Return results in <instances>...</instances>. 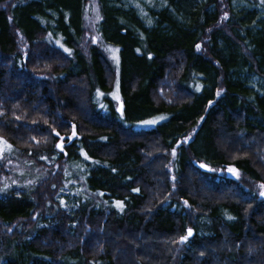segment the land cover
<instances>
[{
    "label": "trees",
    "instance_id": "16d2710c",
    "mask_svg": "<svg viewBox=\"0 0 264 264\" xmlns=\"http://www.w3.org/2000/svg\"><path fill=\"white\" fill-rule=\"evenodd\" d=\"M88 1L0 0V140L38 171L0 194V264H264V5L96 0L121 116L117 69L82 42Z\"/></svg>",
    "mask_w": 264,
    "mask_h": 264
},
{
    "label": "rangeland",
    "instance_id": "374dc122",
    "mask_svg": "<svg viewBox=\"0 0 264 264\" xmlns=\"http://www.w3.org/2000/svg\"><path fill=\"white\" fill-rule=\"evenodd\" d=\"M243 4L242 0H233L232 1V5L235 8H240L241 5ZM246 6V5H245ZM87 14L85 13V19H84V28L85 30H89V33H87V35L84 36V39L82 42H84L85 45H90V44H98L101 45L102 42L99 40L100 39V35L98 33V25H99V21H100V11H99V7L98 4L96 2V0H89L87 2ZM54 43H56L60 48L62 49H66L64 47V41L62 40V37L60 35V33L57 31L54 35H53V39ZM94 40V41H92ZM101 49L103 50V56L105 57L104 59H106V61H108V63H111V65L117 69L118 71V79L117 82L115 84V86L113 87V89L111 90V92L107 93L106 96L109 97L110 99H112L114 101V105L115 108L117 110V112L119 113V115H121V112L118 111V109H120L123 105H122V101H121V96H120V90H119V68H120V52H119V48L114 47L112 45L109 44H102ZM116 81L115 77L114 80L112 81V83ZM252 82H254V80L250 81V84H252ZM115 83V82H114ZM104 95H95L94 96V101L98 107V109L103 113V114H108L109 110L107 109V106L104 104ZM160 117H166L167 119V115L166 114H159L156 115L152 118L143 120V121H139L136 122L134 124V128L136 129H149L152 127H155L157 124L165 121L166 119H159ZM151 120H156L157 122L155 124H145L144 121H151ZM76 132V129H74ZM2 142H0V163H4L6 160L7 162L5 163L6 166V177L4 176L2 178V180L0 181V194H6L8 192H10V190H12V188L14 187H19L18 189H21L22 191L24 190H28L30 189L31 184H33L36 179L38 178V171L32 170L31 163L28 164H19L20 166H17L16 170L12 171V168L14 166H16L15 164H17L16 161H14L15 159H17V156L15 153H11L9 150V147L6 146V144L4 143L3 140H0ZM176 156V155H175ZM8 158V159H6ZM173 158H175L173 156ZM12 164H14L12 166ZM83 162L80 161L79 162V167H78V171L80 170L79 173H83L84 169L82 167ZM12 166V167H11ZM11 168V169H10ZM230 167L227 168V172L228 169ZM10 169V170H9ZM66 177H69V174L66 172ZM229 177L230 178H236V176H234L232 173L229 172ZM78 186V188H82L83 186H81V184H83V182L81 181V179L79 177H77L76 179H68L67 183H65V187L59 192V195L57 197V201L60 202V205L62 207H66V205L69 204V201L71 200L72 196H73V192L71 190V187L73 186L74 188H76V186ZM72 195V196H71ZM88 202L95 204V200H96V196H88ZM264 200V197H262ZM91 201V202H90ZM186 236V235H185ZM189 240V239H188ZM187 240V241H188ZM185 244V243H184Z\"/></svg>",
    "mask_w": 264,
    "mask_h": 264
},
{
    "label": "snow or ice",
    "instance_id": "6c2138e0",
    "mask_svg": "<svg viewBox=\"0 0 264 264\" xmlns=\"http://www.w3.org/2000/svg\"><path fill=\"white\" fill-rule=\"evenodd\" d=\"M260 2H261V4L262 5H264V0H260ZM197 48L199 49V45L197 46ZM65 51H68L67 49H65ZM118 111H120L121 112V116H123V110H122V107L120 108V109H118ZM159 119H161V120H163V119H166V117H160ZM157 121L156 120H151V121H144V123L145 124H155ZM57 135H59V133H57ZM73 135H75V132H73ZM62 139V138H61ZM0 142H2V141H0ZM5 144H6V142H4ZM7 147H10V146H8V145H6ZM58 147H60L61 148V151H63V147H62V145H57ZM172 155L175 157V155H176V152H175V150H173V153H172ZM85 159H88V157L85 155ZM200 167L201 168H204L205 167V165L204 164H201L200 165ZM228 171L230 172V173H232L234 176H239V173H238V170L236 169V168H232V167H230L229 169H228ZM260 189H261V191H260V196L261 197H264V184H261L260 186ZM134 191H139L138 189H135ZM185 203H187V202H185ZM118 206L119 207H123V205L122 204H119L118 203ZM229 219H232V217H229ZM192 235V230L191 229H188V232H187V236H184V237H182L181 238V242H185V241H187V239H188V237H190Z\"/></svg>",
    "mask_w": 264,
    "mask_h": 264
},
{
    "label": "water",
    "instance_id": "95a60500",
    "mask_svg": "<svg viewBox=\"0 0 264 264\" xmlns=\"http://www.w3.org/2000/svg\"><path fill=\"white\" fill-rule=\"evenodd\" d=\"M73 132H75V130H74V127H73ZM75 135H73L72 134V137H74ZM62 139H60V141H59V144L60 145H63V142H64V137H61ZM176 152V151H175ZM197 166H199V164H196ZM201 165V164H200ZM203 171H207V168L206 167H204V168H201ZM192 230V235L190 236V237H188V239H191L192 237H193V235H194V231H193V229H191ZM187 232H188V229H187ZM187 232H186V236H187ZM187 239V240H188ZM187 241H185V242H181L180 241V243L181 244H184V243H186Z\"/></svg>",
    "mask_w": 264,
    "mask_h": 264
},
{
    "label": "bare ground",
    "instance_id": "6f19581e",
    "mask_svg": "<svg viewBox=\"0 0 264 264\" xmlns=\"http://www.w3.org/2000/svg\"><path fill=\"white\" fill-rule=\"evenodd\" d=\"M85 13L87 14V9H86V8L84 9V19H85ZM99 40L102 42V44H104V45L107 44V43H104V42L102 41V38H101V37H100ZM92 41H94V40H92ZM94 44H95V43H94ZM102 44H101V45H98V44H97V47H98V49H99V50L102 52V54H103V50L101 49ZM111 67L114 68L112 65H111Z\"/></svg>",
    "mask_w": 264,
    "mask_h": 264
}]
</instances>
